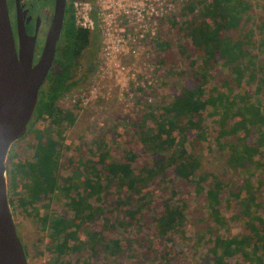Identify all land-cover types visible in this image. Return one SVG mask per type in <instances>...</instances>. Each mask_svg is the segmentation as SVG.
I'll return each instance as SVG.
<instances>
[{"label":"trees","instance_id":"obj_1","mask_svg":"<svg viewBox=\"0 0 264 264\" xmlns=\"http://www.w3.org/2000/svg\"><path fill=\"white\" fill-rule=\"evenodd\" d=\"M74 1L25 138L32 158H8L11 208L47 231L36 254L46 264H264V0L180 4L148 40L168 90L141 87L137 113L78 147L67 130L82 103L64 97L96 34L77 26ZM212 154L222 170L204 164Z\"/></svg>","mask_w":264,"mask_h":264},{"label":"rangeland","instance_id":"obj_2","mask_svg":"<svg viewBox=\"0 0 264 264\" xmlns=\"http://www.w3.org/2000/svg\"><path fill=\"white\" fill-rule=\"evenodd\" d=\"M185 2L186 0H169L171 8L164 18L159 19L157 33L154 38L161 31L162 21L177 15L179 5ZM154 38L151 40H154ZM153 44L154 41L152 43V41L148 42L146 40L141 44L138 52L125 55L123 62L127 71L118 80L111 77L109 70L103 67V61L100 58L102 43L97 34L96 37H93L91 46L85 50L81 57L78 77L84 76L78 86L74 87L64 97L67 103L81 102L83 107L75 125L67 130L68 138L73 140L72 145L78 147L82 141L92 139L97 130L105 128L109 124L116 125V127L124 124V115L130 114V116H133V113H137L132 109L136 107L137 98L142 96L141 87L150 88V92L155 88H160L163 91L168 90V83L171 82V79L168 76L166 77L164 67L156 62L158 50ZM92 63L94 67L89 71V66ZM176 81L180 87L182 79L177 77ZM148 102L154 103L155 96L149 95ZM30 131L31 127L23 138L13 144V150L11 151L17 149L22 156L32 158L33 152L25 142L27 140L25 138L29 139L30 137ZM69 153L73 152L69 151ZM204 164L212 170L220 171L223 167L221 159L214 154L206 156ZM13 215L24 244L28 245L30 249L31 261L29 260V263L46 264L47 256L44 254L39 256L35 251V245L38 241L45 240L47 233L41 227L39 218L14 211ZM233 231H239L238 223H233Z\"/></svg>","mask_w":264,"mask_h":264},{"label":"water","instance_id":"obj_3","mask_svg":"<svg viewBox=\"0 0 264 264\" xmlns=\"http://www.w3.org/2000/svg\"><path fill=\"white\" fill-rule=\"evenodd\" d=\"M67 0H56L46 43L35 62L34 39L17 49L7 0H0V264H30L9 200L8 158L29 131L40 91L53 66L62 35Z\"/></svg>","mask_w":264,"mask_h":264},{"label":"built area","instance_id":"obj_4","mask_svg":"<svg viewBox=\"0 0 264 264\" xmlns=\"http://www.w3.org/2000/svg\"><path fill=\"white\" fill-rule=\"evenodd\" d=\"M170 6L169 0H75L73 14L77 26L99 36L103 67L120 80L127 71L125 55L155 37Z\"/></svg>","mask_w":264,"mask_h":264},{"label":"flooded vegetation","instance_id":"obj_5","mask_svg":"<svg viewBox=\"0 0 264 264\" xmlns=\"http://www.w3.org/2000/svg\"><path fill=\"white\" fill-rule=\"evenodd\" d=\"M7 2L16 47L20 50L21 40L26 42L34 39L37 62L54 19L56 0H7ZM70 13V0H67L64 25Z\"/></svg>","mask_w":264,"mask_h":264}]
</instances>
